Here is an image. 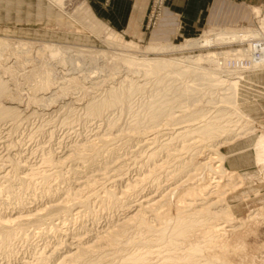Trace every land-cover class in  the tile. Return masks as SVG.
Listing matches in <instances>:
<instances>
[{
  "label": "rangeland",
  "instance_id": "obj_1",
  "mask_svg": "<svg viewBox=\"0 0 264 264\" xmlns=\"http://www.w3.org/2000/svg\"><path fill=\"white\" fill-rule=\"evenodd\" d=\"M253 10L161 40L94 0H0V264H264V203L234 211L226 161L249 141L264 167V64L223 69Z\"/></svg>",
  "mask_w": 264,
  "mask_h": 264
},
{
  "label": "crops",
  "instance_id": "obj_2",
  "mask_svg": "<svg viewBox=\"0 0 264 264\" xmlns=\"http://www.w3.org/2000/svg\"><path fill=\"white\" fill-rule=\"evenodd\" d=\"M151 0H94L97 12L116 30L131 38L170 40L177 36H190L208 24L246 22L249 8L264 21V0H167L163 18L152 32L147 28ZM252 11V9H251ZM252 13V12H251ZM227 163L243 174L244 189L230 196L234 211L240 215L253 206L264 203V193L254 199L253 205L243 193L264 191V167L257 160L252 142L245 141L230 147ZM254 167V168H253Z\"/></svg>",
  "mask_w": 264,
  "mask_h": 264
},
{
  "label": "bare ground",
  "instance_id": "obj_3",
  "mask_svg": "<svg viewBox=\"0 0 264 264\" xmlns=\"http://www.w3.org/2000/svg\"><path fill=\"white\" fill-rule=\"evenodd\" d=\"M237 37L239 38L238 39V43H244L245 41H248L249 43V47L247 49L245 48H240V49H244L245 53H247L246 55L242 56V57H239V56H227L226 58H224L223 60V69H225L228 73H231L232 75H245L243 73V71L245 70H255V68H257L256 66H262L264 64V45L262 43H260L263 39H264V30H263V27L261 26V28L259 30H254L252 28H249V27H242V28H239L238 32H237ZM256 42V43H255ZM205 44H202L203 46L207 45L209 43V40L206 39L204 41ZM236 43V42H235ZM242 45V44H241ZM214 46V44L212 45ZM238 49V50H240ZM256 52H259V56H256ZM243 57H249L252 59V63L250 65H245V64H242V65H236V66H229L228 65V61L229 60H232V59H240V58H243ZM247 59V58H246ZM133 62V60L131 61ZM130 63V62H129ZM152 63V62H151ZM157 63V62H156ZM156 63H154L156 65ZM134 64V63H133ZM150 64V63H148ZM158 64H161V65H158V69L159 68H162V67H165V64L164 63H158ZM150 66V65H149ZM149 69H154V68H150ZM156 69V67H155ZM231 74H228L229 76ZM238 79V78H237ZM51 80V79H50ZM49 80V81H50ZM240 80L234 82V86L236 88L237 86V90H238V84H239ZM48 83V81L46 82ZM49 84V83H48ZM48 87V86H47ZM5 85L4 83L2 84V82L0 81V98H1V94L3 92V90L5 89ZM102 105V104H101ZM100 109H101V106H100ZM91 110L94 111V112H98L99 111V105H93L91 107ZM162 111V110H161ZM211 132V131H209ZM127 194V193H126ZM155 205V204H154ZM149 207V206H148ZM150 208V207H149ZM192 224V223H191ZM190 224V225H191ZM127 225V224H126ZM183 225V224H182ZM181 225V226H182ZM184 226V225H183ZM182 226V227H183ZM189 228V227H188ZM179 230V229H178ZM9 232H7L8 234ZM179 233H185L183 231V229H180L179 230ZM178 238V237H177ZM84 254V253H83ZM74 255V253H73ZM72 256V254H71ZM71 256H69L71 258ZM75 256V255H74ZM76 257V256H75ZM74 257V258H75ZM80 257V256H79ZM73 258V257H72ZM68 259V258H67ZM78 259V258H77ZM76 259V260H77ZM133 259V258H132ZM135 259V258H134ZM126 261V260H125ZM63 262V261H62ZM128 262H130V260H128ZM133 262V261H132ZM127 263V262H125ZM124 264V263H123ZM128 264V263H127Z\"/></svg>",
  "mask_w": 264,
  "mask_h": 264
},
{
  "label": "built area",
  "instance_id": "obj_4",
  "mask_svg": "<svg viewBox=\"0 0 264 264\" xmlns=\"http://www.w3.org/2000/svg\"><path fill=\"white\" fill-rule=\"evenodd\" d=\"M167 0H151V5H150V12H149V17H148V27H154L157 23L158 20L161 18V13L164 10V7L166 5ZM256 43V42H255ZM264 45V39L260 42ZM259 52H256V56H259ZM249 58V57H247ZM250 60L245 61V58H240V59H232L228 61L229 66H236V65H250L252 63V59L249 58Z\"/></svg>",
  "mask_w": 264,
  "mask_h": 264
}]
</instances>
